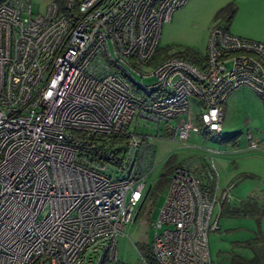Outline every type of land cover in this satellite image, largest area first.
Wrapping results in <instances>:
<instances>
[{"label": "built area", "instance_id": "built-area-1", "mask_svg": "<svg viewBox=\"0 0 264 264\" xmlns=\"http://www.w3.org/2000/svg\"><path fill=\"white\" fill-rule=\"evenodd\" d=\"M186 1L65 0L63 11L52 1L37 14L30 0H0V264L118 260L117 238L149 190L157 135L130 131L132 118L162 124L187 145L221 131L235 88L250 87L264 101V41L218 22L202 63L171 55L144 69L163 23ZM75 133L106 144L84 138L82 148ZM119 135L126 139L111 144ZM244 136L264 151L249 130ZM193 162L172 166L152 221V258L140 264H212L216 186H202Z\"/></svg>", "mask_w": 264, "mask_h": 264}, {"label": "rangeland", "instance_id": "rangeland-1", "mask_svg": "<svg viewBox=\"0 0 264 264\" xmlns=\"http://www.w3.org/2000/svg\"><path fill=\"white\" fill-rule=\"evenodd\" d=\"M52 1L54 0H30L33 12L37 14L44 13L46 6ZM167 23H163L161 28L158 47L160 52L172 55L186 48L198 53L206 50L207 39L202 36L200 23L195 26L192 21H188L183 27L168 29L170 31L166 34ZM149 66L151 65L144 66V69ZM134 74L139 80L140 76ZM151 80L152 77H146L143 81ZM249 89L238 87L228 95L227 99L234 96V101L224 113L220 133L201 132L199 138L188 140L187 145H180L169 139L168 130L162 124L160 128H156V125L144 119H136L135 116L132 118L128 126L130 131L157 134L154 137L156 151L153 168L146 177L144 192L148 187L149 190L138 215L133 221L126 223L124 234L117 238L118 260L106 257L101 264H118L121 261L125 264H140L141 256L149 259L152 221L156 218L167 191L168 183L162 182V173L168 166L186 159L194 161L191 172L204 188L214 193L216 186L217 201L212 218L217 219L218 227L208 232L212 264H229L231 258L237 257H243L248 264H264V177L259 172L252 173V162L248 157L238 160L233 153L224 152L227 146L221 140L237 131L242 133L239 140H243L247 127L244 119L252 115L254 108L261 111L264 107V101ZM255 98L261 101V107L255 102ZM193 142L199 144L194 146ZM218 147L221 152H216ZM223 190H227L229 198H221Z\"/></svg>", "mask_w": 264, "mask_h": 264}, {"label": "crops", "instance_id": "crops-1", "mask_svg": "<svg viewBox=\"0 0 264 264\" xmlns=\"http://www.w3.org/2000/svg\"><path fill=\"white\" fill-rule=\"evenodd\" d=\"M227 3H233L236 7L232 17L230 19L216 18L215 17L216 11L220 7L226 5ZM188 21L190 22L192 21V23L195 26H197L200 23L202 36L206 39L208 37V33L211 25L214 22H218L221 25H224L227 28V30H229L233 34L259 41H264V0H187L183 6L173 11L171 18L165 27L166 34L170 30H173L175 27H183L184 24L188 23ZM204 54L205 51L203 53H200L201 63L204 60ZM149 64L151 66L155 65V63H153V59ZM241 87L250 88L247 86H241ZM249 90L252 89L250 88ZM233 98L234 96L230 97L229 100L228 99L225 100L224 102L225 107L223 104L222 123L224 119V113L227 111L228 105L233 103L234 101ZM254 100L261 107L262 105L261 101H259L256 98ZM193 103L196 107H198L200 106L201 102L198 99H194ZM244 125L247 126L245 132L249 130L254 135L255 138H258L260 141L264 142V107L262 108L261 111L260 110L256 111V109L254 108L252 110V115L244 119ZM222 127L223 126L221 124V131H222ZM237 132L238 135L235 140L236 142L235 145H233L232 141L230 140L224 141L226 142V146H227V148L224 149V152L226 151L229 154L233 153L234 157L238 158V160L239 159L241 160L244 157H248L252 162V167H251L252 173L259 172L262 175V177H264V151L260 149H253L247 147L245 136L243 139L244 141L239 140V137L241 136L242 133L240 131ZM199 136L200 134L196 136H192L190 139L192 138L197 139L199 138ZM201 142H202V137H200V143ZM193 143L194 146H197L199 144L197 142H193ZM228 144L230 145V148H228ZM262 145H264V143ZM155 151H156V146H155ZM210 151L212 152V150ZM216 152H221V148L218 147L216 149ZM232 160H234V158Z\"/></svg>", "mask_w": 264, "mask_h": 264}, {"label": "trees", "instance_id": "trees-1", "mask_svg": "<svg viewBox=\"0 0 264 264\" xmlns=\"http://www.w3.org/2000/svg\"><path fill=\"white\" fill-rule=\"evenodd\" d=\"M59 8L60 11L64 10V2L65 0H54ZM75 1V6L78 4L79 0H74ZM235 5L233 3H227L226 5L220 7L216 13H215V17L216 18H224V19H230L235 11ZM172 55H176V56H182L187 58L188 60L196 63V64H200L201 62V56L200 53H198L196 50L194 49H190V48H186L180 52H176V53H172ZM171 56L170 54H167V52H160L159 48H157L156 53L153 57V63H158L160 60ZM134 93H136L137 95H140V93L135 90L132 89ZM238 135V132L230 135V136H226L224 138H221V140L223 141H227L230 140L232 141V144L235 145L236 142V137ZM86 138V140H90L88 141L89 143H95L97 146L103 148L104 144H106V139L102 138L101 136H96V135H89V136H85L84 134H79V133H75L74 134V139L75 141L79 142V146L80 147H84V144L82 143L83 139ZM126 139L125 135H119V136H111L110 142L111 144H116V143H120L123 142ZM121 147L124 145H120ZM119 149V148H118ZM117 149V150H118ZM120 150V149H119ZM172 166H168L167 170L162 173V182L164 184L168 183L169 181V175L171 172ZM203 186V185H202ZM151 253L149 254V259H151ZM229 264H248V261L246 259H244L243 257H237V258H231V261L229 262Z\"/></svg>", "mask_w": 264, "mask_h": 264}]
</instances>
